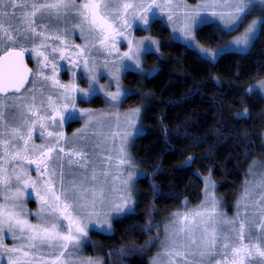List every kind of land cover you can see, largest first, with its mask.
<instances>
[{"label": "snow or ice", "instance_id": "1", "mask_svg": "<svg viewBox=\"0 0 264 264\" xmlns=\"http://www.w3.org/2000/svg\"><path fill=\"white\" fill-rule=\"evenodd\" d=\"M156 9L172 25L173 40L182 41L205 64L214 65L228 54H246L264 35V0H200L195 6L186 0H0V261L6 256V264H111L81 259L74 252L89 242L90 226L114 235L113 221L135 214L132 186L140 174L125 175V170L134 166L129 147L144 132L138 124L142 109L120 113L112 108L136 95L119 83L121 72L129 68L125 60L139 71L142 54L159 52L160 41L128 35L133 22H156ZM257 9L260 15L232 39L215 48L197 41L196 32L217 20L214 32L220 40L238 32ZM69 22L71 31L79 29L83 45L69 39ZM120 38L128 44L123 53L117 47ZM93 50L116 57L104 61L116 91H104L98 84L99 61ZM28 52L37 61L35 71L25 60ZM57 56L77 68L82 64L87 88L60 82ZM49 67L52 74L46 75ZM102 91L112 106L108 112L77 110V95L81 102H90ZM80 118H85L84 127L69 138L62 130L65 121ZM106 119L115 123L105 134ZM57 127L61 130H49ZM37 129L42 143L35 142ZM91 138L100 142L93 144ZM195 159L189 156L181 167H190ZM257 168L264 169V163L254 160L250 165L253 179L245 180L232 217L220 210L211 174L202 177L204 200L169 217L173 226L165 225L162 251L149 264H264V171ZM153 188L158 194V187ZM29 189L39 202L35 223L26 208ZM152 227L149 219L141 231L148 233ZM151 247L152 238L142 246L123 245L119 253L139 254Z\"/></svg>", "mask_w": 264, "mask_h": 264}, {"label": "trees", "instance_id": "2", "mask_svg": "<svg viewBox=\"0 0 264 264\" xmlns=\"http://www.w3.org/2000/svg\"><path fill=\"white\" fill-rule=\"evenodd\" d=\"M216 27L203 25L198 39L213 47L233 34L220 40ZM151 32L160 39L161 53L147 54L146 66L157 70L152 75L128 71L124 77L125 84L139 92L124 106L139 104L146 94L151 100L143 117L146 131L133 146L146 171L137 180L135 214L113 221L114 235L91 232L92 239L101 243L103 259L111 264H149L161 240L164 219L184 200L194 203L202 198L203 175L211 174L218 193L232 203L252 159H264V96L249 91L264 78V35L246 54L224 55L213 65L200 62L184 43L174 41L162 21L156 20ZM194 139L200 143L194 144ZM189 156H195V162L181 167ZM149 219L153 227L144 233L141 228ZM150 238V250L119 253L123 245L142 246ZM110 250H115L111 256Z\"/></svg>", "mask_w": 264, "mask_h": 264}, {"label": "rangeland", "instance_id": "3", "mask_svg": "<svg viewBox=\"0 0 264 264\" xmlns=\"http://www.w3.org/2000/svg\"><path fill=\"white\" fill-rule=\"evenodd\" d=\"M199 2H200V0H186V3L191 5V6H195ZM154 11H155L156 17H157L156 20L162 21L167 27H169V29H170V31L172 33V37H173L172 25L167 22V16L165 14L160 13L158 9H156ZM259 15H260V13H259V10L257 9L256 11H254L252 16L248 17V20L245 22V25H242L238 32H233L231 37H229L226 40L221 41V43H219V44H222L225 41L232 39L233 36L238 35L240 32H242L244 30V27L247 25L248 21L252 20L253 18L258 17ZM217 23H219L218 20H217ZM217 23H213V24L217 25ZM152 24L153 23L150 22V26H145L142 23H140L139 21L133 22L132 28L128 31L129 38H135V40L139 41L141 39L149 37V38H152V39L160 41V39L158 37H156V36L151 34ZM68 26H69V29H70V31H69V39L74 44L83 45L84 44V40L80 37L79 29H76L75 31H71V22H69ZM177 35H179V33H177ZM196 38H197V41L200 44L205 45L198 39V31L196 32ZM177 41H179V40H177ZM179 42H182V41H179ZM218 45L213 46L212 48H215ZM205 46H207V45H205ZM117 47L119 48V51L121 53L127 51L128 50L127 40L124 39V38H120L117 41ZM153 52H155V51H153ZM158 53H161V42H160V47H159V52ZM91 55L97 61H99V63L97 64L98 84L105 86L104 91H113V92L116 91V81L111 78L108 69H106L104 67V61L105 60H108L109 62H111V61L115 60L116 57L115 56H107V55L100 54L97 50H93L91 52ZM141 61H142V64L140 66V70L138 71V70H136L135 65L131 61L125 60V64H128L129 68L127 70H125V71H122L121 74H120L119 83H120V86H121L122 89H125V90L130 89L134 93H139L137 91V89L130 88V87H128L125 84L124 77H125V75H126V73L128 71H136V72H139V73L142 72L143 75H149L148 73L151 72L150 75H152L157 70L156 67L148 68L146 66V55L145 54L141 55ZM110 66H111V64H110ZM153 70H155V71H153ZM67 71H68L67 72L68 78H64L61 81L62 84H70L73 81H75V83L79 84V86L81 88H87L88 87V81H87V79L84 76V71L85 70H84L82 64L78 68L68 67ZM73 73L76 74L75 77L73 76ZM262 81H264V78H262L261 80L253 83L250 86L249 91H258L259 93H261L264 96V88L260 87V83ZM36 87L39 89L40 85L37 84ZM104 91L100 92V94L96 97L99 100L103 101L102 104L98 103V100L95 99V98L91 99L90 102H81V97L79 95H77V98H76V108H77V110H79V109H91V110H94V111H96L98 113H100V112H105V113L108 112L109 109L112 108V106L105 103ZM93 100H95L96 103H92ZM150 104H151L150 97L146 94L145 97L143 98L142 102H140L139 104H137V105H135L133 107H126V106H124V103H122V104L118 105L116 108H112V110L113 111H117L118 110L120 113H124V112L128 111L129 109H132V108H135V107H140L142 109V111H141V118L138 121V124L144 129V132H145L146 128L144 127L143 117L145 116L146 112L150 108ZM84 123H85V118H80V119H77V120H66L62 130L66 133V135L69 138H71L73 133H75L78 129H81L82 127H84ZM114 123H115L114 120L106 119L104 121V127H103L102 131L106 134L109 131V129L114 125ZM69 125L72 126L71 129L68 128ZM49 130L58 131V130H61V129L59 127H57L56 129H49ZM93 130H94L93 128H90L89 132H92ZM95 130L100 131L98 126H96ZM34 139H35L36 143H42V140L39 138V129L36 130V132L34 134ZM91 139H92L93 144H96V143L100 142L99 138H91ZM109 146L110 145H107V146H104V147H109ZM133 146H134V144L129 147V152H130L131 158H132V160L134 162V166H133L132 169H126L125 170V175L127 174V171H133L134 173L140 174L137 178L134 179V183H133V186H132L133 199H134V201H137L136 200L137 180L139 178H141L142 176H144L146 174V171L143 168V166L141 165V163L135 157ZM88 150L91 151V145H89ZM99 154H100L99 152L96 153V155H99ZM104 154L106 155L107 153H104ZM254 160L255 161H259L261 163H264V159H262V158H254V159H252V161L250 162V164L248 166L244 182H245V180H252L253 179V177L250 176L248 173H249V167H250V165L252 164V162ZM96 163H97V166H99V161H97ZM34 167L35 166L33 165L32 168L34 169ZM75 171H77V173L79 172V170H75ZM256 171L260 172V171H264V169L257 168ZM31 174H32L33 177L36 176L35 171H32ZM206 176H209V174L203 175L202 177H206ZM69 178H71V177H69ZM102 179H103V177H101V180ZM213 182L216 184V182L214 180H213ZM243 187H244V183L242 185V189L240 191V194L238 195L236 200L234 202H232V203L227 202L226 199L224 198V196H222L221 194L218 193L217 187L215 188V190H214L215 196L220 201V205H219L220 210L222 212L226 213L228 217H232V216L235 215V213L237 211L236 204H237L238 199L241 197V193L243 191ZM204 198H205V196H204V181H203V194H202V198L200 199V201L192 203V202H190L189 200L186 199V200H184V202L182 204V207H180L179 209L174 210L171 214H169L167 216V218L164 219V221L162 223V237H161V240L159 241V244L157 246V251L154 253L152 258L158 252L162 251V249H161V241L164 239V235H165L164 234V227H165V225H168L169 227L173 226L172 221L169 219V217L172 216L173 213L185 212V211H188L190 209L196 208L198 205L201 204V202L204 200ZM185 202H187V206L186 207H185ZM26 208L29 209L31 211V213H33V215H31L29 218L32 220V222L35 223L36 222V217H35L34 214L39 209V202L36 200L35 193L31 189H29V195H28L27 201H26ZM229 208H231V209H229ZM93 230L99 231L97 226H95V225L90 226V230H89V234H88L89 235V242L82 244L80 248L75 250L74 255L76 257H79L81 259H88V258L103 259L102 255L100 254V249L102 248L101 247V243L98 242V241H95L91 237V232ZM5 242L9 246H11L12 243H13V241H12L10 236L6 237V241ZM6 260H7V257L5 256L3 258V260L0 261V264H6Z\"/></svg>", "mask_w": 264, "mask_h": 264}, {"label": "flooded vegetation", "instance_id": "4", "mask_svg": "<svg viewBox=\"0 0 264 264\" xmlns=\"http://www.w3.org/2000/svg\"><path fill=\"white\" fill-rule=\"evenodd\" d=\"M61 27H63V25H61ZM29 47H30V45H29ZM72 51H74V49H72ZM26 55H27L28 63L31 65V67L35 71V69L37 68V61H36L34 55L31 52L26 53ZM55 63H57V65H58V75H57V78L60 80V82L64 78H68V74H67L68 67L77 68L74 65L70 64V62H69L68 59L61 60L59 58V56L56 57ZM45 74L46 75H51L52 74L51 67H49L48 69L45 70ZM29 87H31V85H29ZM40 87H41V85H40Z\"/></svg>", "mask_w": 264, "mask_h": 264}, {"label": "water", "instance_id": "5", "mask_svg": "<svg viewBox=\"0 0 264 264\" xmlns=\"http://www.w3.org/2000/svg\"><path fill=\"white\" fill-rule=\"evenodd\" d=\"M25 60H26V62H27V64H28V67L31 68V69H33V68L31 67V65L28 63L27 55H25Z\"/></svg>", "mask_w": 264, "mask_h": 264}]
</instances>
